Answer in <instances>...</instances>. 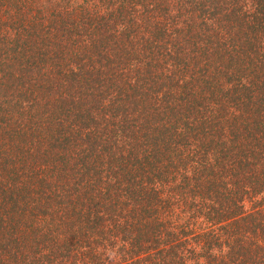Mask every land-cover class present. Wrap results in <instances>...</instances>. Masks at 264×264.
Returning <instances> with one entry per match:
<instances>
[{
    "label": "trees",
    "instance_id": "trees-1",
    "mask_svg": "<svg viewBox=\"0 0 264 264\" xmlns=\"http://www.w3.org/2000/svg\"><path fill=\"white\" fill-rule=\"evenodd\" d=\"M0 264H264V0H0Z\"/></svg>",
    "mask_w": 264,
    "mask_h": 264
}]
</instances>
